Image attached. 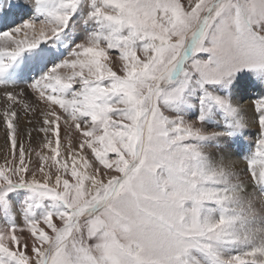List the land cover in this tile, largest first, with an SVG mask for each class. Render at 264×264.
I'll use <instances>...</instances> for the list:
<instances>
[{
  "label": "snow or ice",
  "instance_id": "snow-or-ice-1",
  "mask_svg": "<svg viewBox=\"0 0 264 264\" xmlns=\"http://www.w3.org/2000/svg\"><path fill=\"white\" fill-rule=\"evenodd\" d=\"M0 132V264H264V0H0Z\"/></svg>",
  "mask_w": 264,
  "mask_h": 264
},
{
  "label": "rangeland",
  "instance_id": "rangeland-1",
  "mask_svg": "<svg viewBox=\"0 0 264 264\" xmlns=\"http://www.w3.org/2000/svg\"><path fill=\"white\" fill-rule=\"evenodd\" d=\"M0 144H2V143H0ZM243 167H244V164H243ZM11 195L13 196L14 201H16V203H15L16 209L19 210L20 205L23 203L24 195H26V194H22L19 197H17L15 193H13Z\"/></svg>",
  "mask_w": 264,
  "mask_h": 264
},
{
  "label": "bare ground",
  "instance_id": "bare-ground-1",
  "mask_svg": "<svg viewBox=\"0 0 264 264\" xmlns=\"http://www.w3.org/2000/svg\"><path fill=\"white\" fill-rule=\"evenodd\" d=\"M3 133L0 132V137H2ZM0 143H3L2 139H0ZM240 167H243V164L240 165Z\"/></svg>",
  "mask_w": 264,
  "mask_h": 264
}]
</instances>
